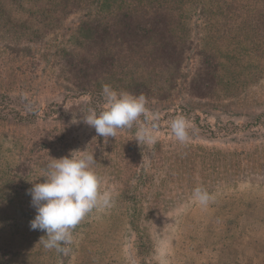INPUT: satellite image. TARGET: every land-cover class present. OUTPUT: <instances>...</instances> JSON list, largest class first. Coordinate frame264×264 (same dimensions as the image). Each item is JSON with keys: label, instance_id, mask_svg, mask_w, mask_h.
<instances>
[{"label": "rangeland", "instance_id": "obj_1", "mask_svg": "<svg viewBox=\"0 0 264 264\" xmlns=\"http://www.w3.org/2000/svg\"><path fill=\"white\" fill-rule=\"evenodd\" d=\"M155 6L173 15L185 54L171 80L147 83L148 108L160 114L155 143L139 145L137 125L98 136L82 119L104 109L103 86L138 94L123 80L75 73L83 65L74 54L94 33L82 26ZM260 7L264 0H0V264H264ZM178 115L190 122L186 143L170 131ZM73 150L94 153L114 202L76 226L62 255L30 229L27 190L43 182L49 156ZM197 187L212 196L206 206L192 199Z\"/></svg>", "mask_w": 264, "mask_h": 264}, {"label": "clouds", "instance_id": "obj_2", "mask_svg": "<svg viewBox=\"0 0 264 264\" xmlns=\"http://www.w3.org/2000/svg\"><path fill=\"white\" fill-rule=\"evenodd\" d=\"M102 95L104 109L98 113L90 108L82 119L98 136L114 138L118 130L137 125L135 141L139 145L155 143L160 114L150 111L146 95L118 92L107 84L102 88ZM189 129L190 122L183 115L170 123V131L180 143L190 139ZM49 160L46 169L42 170L43 182L32 183L27 190L36 211L30 229L45 233L39 240L45 250L68 255L74 242L73 230L93 210L110 208L114 193L102 190L103 178L96 171L94 153L73 150L58 159L49 156ZM192 199L206 206L212 196L203 187H197L192 192Z\"/></svg>", "mask_w": 264, "mask_h": 264}, {"label": "trees", "instance_id": "obj_3", "mask_svg": "<svg viewBox=\"0 0 264 264\" xmlns=\"http://www.w3.org/2000/svg\"><path fill=\"white\" fill-rule=\"evenodd\" d=\"M254 2L256 4L258 0ZM261 10L264 9L260 7L259 13ZM112 11V16L103 21L104 25L99 22L83 24L84 33L89 36L94 33L91 47L82 46V54H74L83 65L75 73L85 77L93 71L97 75L96 81L102 74L108 77L109 84L111 81L119 84L123 80V88L138 95L145 94L150 80L152 85H156L159 79L171 80L172 69H180L185 55L182 50L184 41L178 37L180 27L176 28L171 12L156 6L144 10L127 7ZM117 72L122 79H118ZM97 88H102L101 82Z\"/></svg>", "mask_w": 264, "mask_h": 264}]
</instances>
